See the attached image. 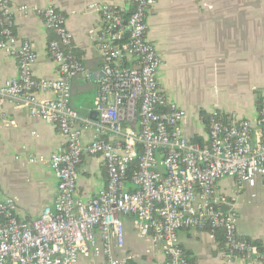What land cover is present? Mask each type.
<instances>
[{"label": "built area", "instance_id": "obj_1", "mask_svg": "<svg viewBox=\"0 0 264 264\" xmlns=\"http://www.w3.org/2000/svg\"><path fill=\"white\" fill-rule=\"evenodd\" d=\"M155 3L135 0L127 16L109 3L91 5L103 19L99 78L67 51L72 34L66 17L53 3L40 10L56 35L49 51L60 77L38 79L37 53L16 35L10 0H0V51L19 64L18 75L0 85V121L6 117L5 101H16L28 105L33 117L59 127L65 139V147L49 160L58 178L53 205L45 206L37 219L25 221L18 218L14 199L0 201V264H77L80 258L101 257L106 264H131L135 255L117 257L113 252L114 245H125L124 217L133 218L140 236L162 250L166 264H191L179 242L184 228L212 233L220 229L229 260L264 263V253L238 233L237 213L222 209L216 196L217 184L225 178L233 179L240 192L264 178V98L257 119L213 121L209 144L192 142L182 128L186 110L168 97L158 79L162 58L148 36V15ZM80 73L98 85L99 119L87 144L71 105L72 81ZM40 91L53 97L40 99ZM85 154L102 156L108 180L82 201L75 193ZM135 160L137 169L129 177ZM30 161L47 160L36 156Z\"/></svg>", "mask_w": 264, "mask_h": 264}, {"label": "crops", "instance_id": "obj_2", "mask_svg": "<svg viewBox=\"0 0 264 264\" xmlns=\"http://www.w3.org/2000/svg\"><path fill=\"white\" fill-rule=\"evenodd\" d=\"M10 2L16 35L28 40L37 53L34 75L38 79L60 77L49 51L56 35L47 27L40 10L53 3L66 17L72 34L69 52L77 56L86 72L99 78L103 61L98 37L103 19L91 5L109 3L123 12L133 7L131 0ZM24 5L28 12L20 10ZM148 25V36L162 58L159 82L168 97L186 110L182 128L190 140L209 144V129L202 113L220 112L231 122L258 118L264 98V0H156L149 11ZM18 71L17 58L0 51V85L16 77ZM97 92L98 85L84 73L72 81L71 105L78 113L77 125L82 129L84 144L92 141L94 123L99 119L95 110ZM38 97L48 99L53 94L40 91ZM4 110L6 117L0 121V201L14 199L18 218L31 221L45 206L54 204L58 178L49 160L65 147V139L59 127L33 117L26 104L5 101ZM86 124L88 128H84ZM36 156H44L47 161L31 162L30 158ZM228 179L216 187L220 207L237 213L240 236L259 244L264 253V178L241 192L235 181ZM107 180L102 156L85 154L79 165L76 197L89 200L106 186ZM124 225L125 245L121 249L114 245L115 256L133 254L131 264H166L162 250L140 236L133 218L124 217ZM178 236L191 264H264L242 258L229 260L215 233L207 229L184 228ZM77 264H106V259L80 258Z\"/></svg>", "mask_w": 264, "mask_h": 264}, {"label": "trees", "instance_id": "obj_3", "mask_svg": "<svg viewBox=\"0 0 264 264\" xmlns=\"http://www.w3.org/2000/svg\"><path fill=\"white\" fill-rule=\"evenodd\" d=\"M132 1V4H133V7L131 8L130 11H127L124 15L127 16L129 15L133 9H134V5H135V0H131ZM0 18H1V14H0ZM2 29V25L0 24V30ZM67 51H69V49L67 48ZM77 57V56H76ZM202 118L204 120V123L206 125H208V129H210V125L213 121H220V122H223L224 124H229L231 123V118L223 113H220L218 112L217 114H205V113H202ZM127 125V124H126ZM192 142H195V143H199L201 145H205V143H201L199 142V140H191ZM137 169V160H135L132 165H131V168L129 170V177H132L133 176V173L135 172V170ZM223 231H221L220 229L219 230H216L214 233H215V236L216 238L221 242V246H224L225 248V251L227 252L228 251V248H227V244H226V240H225V235L224 233H222ZM254 245L256 244V246L258 247L259 244L257 243H253ZM259 251H260V248L258 247L257 248ZM261 252V251H260Z\"/></svg>", "mask_w": 264, "mask_h": 264}, {"label": "rangeland", "instance_id": "obj_4", "mask_svg": "<svg viewBox=\"0 0 264 264\" xmlns=\"http://www.w3.org/2000/svg\"><path fill=\"white\" fill-rule=\"evenodd\" d=\"M230 180L233 182L232 179H228V181L230 182ZM232 189L236 188V187H233V185H231ZM237 189V188H236Z\"/></svg>", "mask_w": 264, "mask_h": 264}]
</instances>
